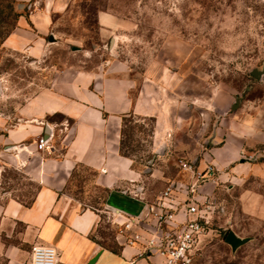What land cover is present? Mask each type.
Masks as SVG:
<instances>
[{
	"label": "crops",
	"instance_id": "1",
	"mask_svg": "<svg viewBox=\"0 0 264 264\" xmlns=\"http://www.w3.org/2000/svg\"><path fill=\"white\" fill-rule=\"evenodd\" d=\"M69 2L13 0L16 16L1 48L45 61L52 48L54 20ZM96 20L104 37L116 36L123 24L108 11L99 12ZM179 64L153 59L138 77L119 60L94 69L58 70L47 86L13 111L11 119L0 117V173L21 163L39 185L27 205L0 195V264H30L35 244L54 247L57 264H86L95 254L94 264L161 262L157 254L139 256L141 244L126 243V236L118 234L114 247L94 236L101 216L117 215L118 225L127 216L144 220L147 205L159 196L153 200L144 187H137L139 173L130 158L118 152L121 121L127 114L154 119V149L165 144L170 155L191 162L196 171L212 169L198 186L200 192L261 170L242 158L264 151V107L249 100L233 109L234 93ZM49 133L52 150L38 151L37 139ZM80 165L92 171L93 184L104 192L103 211L90 206L80 210L81 200L69 193V178ZM181 172L182 180L169 178L166 184L183 188L191 174ZM182 188L177 192L180 199L185 194Z\"/></svg>",
	"mask_w": 264,
	"mask_h": 264
},
{
	"label": "rangeland",
	"instance_id": "2",
	"mask_svg": "<svg viewBox=\"0 0 264 264\" xmlns=\"http://www.w3.org/2000/svg\"><path fill=\"white\" fill-rule=\"evenodd\" d=\"M102 11L123 20L116 36L101 35L96 16ZM15 16L11 0H0V117L7 121L56 71L94 69L112 60L124 62L137 77L153 59L179 67L185 63L186 70L234 93L238 103L252 100L264 107V73L260 79L250 74L264 70V0H70L54 20L46 60L38 62L1 48ZM153 131L152 117L125 115L118 152L130 158L139 173L137 187L154 200L167 179H183L180 163L185 160L170 155L165 144L154 149ZM242 161L261 170L247 172L238 182L217 183L211 192L195 193L208 224L191 264H264V151ZM1 174L0 195L29 204L39 185L22 164L5 167ZM69 179V193L81 200L80 210L90 206L103 211L104 192L93 184L91 170L80 165ZM116 221L114 214L101 216L94 232L97 242L115 246L120 229ZM229 230L250 240L232 251L224 242Z\"/></svg>",
	"mask_w": 264,
	"mask_h": 264
},
{
	"label": "built area",
	"instance_id": "3",
	"mask_svg": "<svg viewBox=\"0 0 264 264\" xmlns=\"http://www.w3.org/2000/svg\"><path fill=\"white\" fill-rule=\"evenodd\" d=\"M48 138L39 136L36 141L38 151L52 150ZM180 168L191 174L189 183L183 188L168 184L155 201L147 205L144 220L127 216L120 224L119 234L126 236V243L141 244L139 256L149 253L160 257L161 262L155 264H191L207 233V211L200 209L195 193L200 183L211 176L212 169L208 167L198 172L186 161L180 163ZM181 188L185 192L182 200L177 195ZM142 232L146 233L145 237ZM57 257L52 246L35 244L30 249V264H57Z\"/></svg>",
	"mask_w": 264,
	"mask_h": 264
},
{
	"label": "water",
	"instance_id": "4",
	"mask_svg": "<svg viewBox=\"0 0 264 264\" xmlns=\"http://www.w3.org/2000/svg\"><path fill=\"white\" fill-rule=\"evenodd\" d=\"M54 38L53 35L50 34L49 37V42H53ZM114 42V37H112L110 39V44H112ZM264 70H258V69H253L250 71L251 76H253L255 79H260L261 76L263 75ZM238 104V99L235 101L234 105L232 106V108L234 109ZM46 137H50V133L45 135ZM250 240L249 237H240L238 236L236 233H234L232 230H229L225 237H224V242L230 246L232 251H235L238 247L244 245L245 243H247ZM98 257V254H95L93 257H91L86 264H94V262L96 261Z\"/></svg>",
	"mask_w": 264,
	"mask_h": 264
},
{
	"label": "trees",
	"instance_id": "5",
	"mask_svg": "<svg viewBox=\"0 0 264 264\" xmlns=\"http://www.w3.org/2000/svg\"><path fill=\"white\" fill-rule=\"evenodd\" d=\"M11 3H13V0H11ZM56 116H59L60 117V115H58V114Z\"/></svg>",
	"mask_w": 264,
	"mask_h": 264
}]
</instances>
